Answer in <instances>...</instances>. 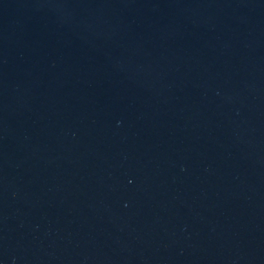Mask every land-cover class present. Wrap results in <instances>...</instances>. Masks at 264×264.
<instances>
[{
  "label": "water",
  "instance_id": "obj_1",
  "mask_svg": "<svg viewBox=\"0 0 264 264\" xmlns=\"http://www.w3.org/2000/svg\"><path fill=\"white\" fill-rule=\"evenodd\" d=\"M0 264H264V0H0Z\"/></svg>",
  "mask_w": 264,
  "mask_h": 264
}]
</instances>
